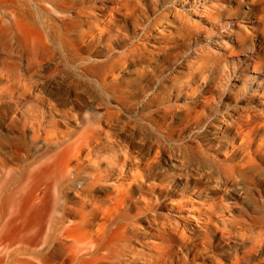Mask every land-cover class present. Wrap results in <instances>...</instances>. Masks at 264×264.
Wrapping results in <instances>:
<instances>
[{
	"label": "rangeland",
	"instance_id": "374dc122",
	"mask_svg": "<svg viewBox=\"0 0 264 264\" xmlns=\"http://www.w3.org/2000/svg\"><path fill=\"white\" fill-rule=\"evenodd\" d=\"M90 130L108 143L92 157L111 178L95 193L105 214L88 228L105 231L108 264H264V0H0V264H76L61 239L36 241L37 178L14 197L8 175ZM125 139L163 168L203 157L222 177L172 174L150 189L145 166L123 158ZM213 204L222 216L204 233L195 222ZM150 219H170L167 242Z\"/></svg>",
	"mask_w": 264,
	"mask_h": 264
},
{
	"label": "bare ground",
	"instance_id": "6f19581e",
	"mask_svg": "<svg viewBox=\"0 0 264 264\" xmlns=\"http://www.w3.org/2000/svg\"><path fill=\"white\" fill-rule=\"evenodd\" d=\"M219 8H221L222 11L228 15V17L234 16L233 9L235 7L219 5ZM252 66L255 67L254 64ZM27 89L24 88L25 91ZM88 122L86 124H88ZM93 122H95L94 124H97L98 121ZM236 125L239 128L241 122H236ZM38 129H36V133L41 135L40 130ZM90 133V136L86 139L68 138L66 140L67 143L63 145L64 147L62 146V148H64V152L61 147L60 151H54L60 156L52 152L53 154L50 153V156L48 155L46 157L40 158L39 160L31 162L28 167H25L26 169L24 168V170H21L17 175L15 174V176L11 172L6 173H11L7 175L14 185V197L21 195L23 190L25 192L31 186L32 182L36 180V178L38 180V185L33 189L32 196L34 197V202L42 205V207H45L43 205L46 201V207L45 215H42L44 218L41 220L42 231H40L39 236H37L39 238H36V241L40 242L43 246L47 245L46 247L48 248L49 245L51 247L52 244H57H55L53 241L56 240L57 242L61 239V242H58V244H60V246L63 245L65 250L67 249L66 251L68 252L72 262H75L76 264H108V240L105 231L99 234H93V232H91L92 230L88 231V228L92 226L93 220L100 213L105 214L103 202L96 199L95 193L99 188L104 186V181H107L111 178H109L102 169L97 167V164L102 163L104 156L97 157V161H92V157L96 155L95 152L99 146H104L108 149V143L104 144V141H101L102 138H100L101 136L99 137V133H92V131ZM241 134H243V132H241ZM248 136V134H245L243 138ZM106 137L107 139L108 137L110 138V140L108 139L111 145L109 147L112 150V143H114V139H112L111 136H108V134ZM247 141L248 138H246L244 142ZM60 152H63V154H59ZM122 156L125 160H133L134 165L137 167L141 165L145 166L147 173L145 176L149 179H153L152 183H149L148 185L150 189H154L156 185H161L154 181L155 179L159 178V182L162 183L172 174L182 176L186 185H188L189 181H191L193 178H206L217 183L223 174V171L220 167H217L216 170L209 168L212 170V174L216 172L219 173L217 176L218 178L214 179L215 177L210 175L212 178L210 179L207 175V172L201 169L202 166H205V162L202 161L204 158L201 157V160H199L195 156L188 158L190 163L196 164L197 167H195L194 170H186L183 168V170L185 169L186 171L181 172V170L178 168V172H174L169 168H163V163L161 162L160 157H158V154L153 157L144 152L139 140H137L136 144H134L132 141L125 139ZM122 156L115 155L116 158L114 159L120 161ZM57 157L60 158V160ZM83 159L91 162L93 168L92 166H85L82 162ZM44 165L48 166L47 168H49V170L46 169L48 173H45L46 171L41 172L43 171L42 169L44 167L42 169L40 168ZM182 165L185 166L186 164L183 163ZM106 168L108 169V164L106 165ZM107 169L105 170L107 171ZM110 170H112V168L110 169L109 167V171ZM37 171L43 175L39 174ZM163 173L165 176H162ZM122 185V181L117 180L113 186V190L117 192L119 186ZM131 189L132 186H130L126 192V197L129 200H131ZM178 190H180V188L174 185L173 192ZM70 192L75 194V200L67 199L68 196H66V194ZM215 193L218 194L216 190ZM149 195L157 200L160 199V196H155L156 193H150ZM204 199L206 198L204 197ZM218 199L221 201L222 197L220 196ZM125 201L126 199H123V202ZM209 206H212L214 209L209 215L205 216L202 225H199L198 222H195L197 228L203 227L205 229L204 233H206L209 227H217L218 219L222 216L220 213L222 210L221 207L217 206V204ZM150 223L154 228L158 227L160 224V229H158V238L161 240V242H167V235L171 233L170 219H167V222L160 223L155 219H150ZM107 229L108 226L102 230ZM223 230L229 229H226V226H223L221 231ZM33 233L35 232H32L31 235H34ZM37 243L32 241V247Z\"/></svg>",
	"mask_w": 264,
	"mask_h": 264
}]
</instances>
